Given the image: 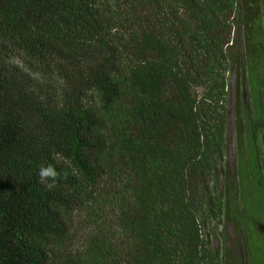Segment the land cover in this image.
Returning a JSON list of instances; mask_svg holds the SVG:
<instances>
[{
  "label": "trees",
  "instance_id": "16d2710c",
  "mask_svg": "<svg viewBox=\"0 0 264 264\" xmlns=\"http://www.w3.org/2000/svg\"><path fill=\"white\" fill-rule=\"evenodd\" d=\"M241 3L0 0V264H264V2Z\"/></svg>",
  "mask_w": 264,
  "mask_h": 264
},
{
  "label": "rangeland",
  "instance_id": "374dc122",
  "mask_svg": "<svg viewBox=\"0 0 264 264\" xmlns=\"http://www.w3.org/2000/svg\"><path fill=\"white\" fill-rule=\"evenodd\" d=\"M258 15H259V13H258ZM261 23L263 24V21H259V24H261ZM241 36H242V33L237 32V34H236L237 41H239V38ZM236 47H238V45ZM235 50H236L235 48H234V50H231V53H234ZM232 51H234V52H232ZM232 134H233V132L230 131L228 139H227V156H228V160H229V167H230V169H232V173L230 172L231 175L234 174L233 172H235L234 165H233V161H234L233 154H234V150H235V144H234V136ZM220 184H221V186H224L223 183L220 182ZM227 233H228L229 238H231V240L229 241L230 242L229 248L232 251L231 245H232V243H235V239H233L229 227L227 229Z\"/></svg>",
  "mask_w": 264,
  "mask_h": 264
},
{
  "label": "clouds",
  "instance_id": "9594fccd",
  "mask_svg": "<svg viewBox=\"0 0 264 264\" xmlns=\"http://www.w3.org/2000/svg\"><path fill=\"white\" fill-rule=\"evenodd\" d=\"M38 178L41 183H45L49 179L54 180L57 177V172L56 170L51 166H41L38 169Z\"/></svg>",
  "mask_w": 264,
  "mask_h": 264
},
{
  "label": "flooded vegetation",
  "instance_id": "af4514ba",
  "mask_svg": "<svg viewBox=\"0 0 264 264\" xmlns=\"http://www.w3.org/2000/svg\"><path fill=\"white\" fill-rule=\"evenodd\" d=\"M257 2V6H255L254 4H249L248 2ZM264 2V0H242V3L240 5V10H243L246 13H250L252 12L253 7L256 8L257 13L262 14L263 12V6L262 3Z\"/></svg>",
  "mask_w": 264,
  "mask_h": 264
}]
</instances>
